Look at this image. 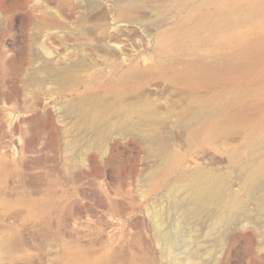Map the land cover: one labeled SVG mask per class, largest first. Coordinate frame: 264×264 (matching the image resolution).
<instances>
[{
    "label": "rangeland",
    "instance_id": "374dc122",
    "mask_svg": "<svg viewBox=\"0 0 264 264\" xmlns=\"http://www.w3.org/2000/svg\"><path fill=\"white\" fill-rule=\"evenodd\" d=\"M0 264H264V0H0Z\"/></svg>",
    "mask_w": 264,
    "mask_h": 264
},
{
    "label": "bare ground",
    "instance_id": "6f19581e",
    "mask_svg": "<svg viewBox=\"0 0 264 264\" xmlns=\"http://www.w3.org/2000/svg\"><path fill=\"white\" fill-rule=\"evenodd\" d=\"M92 120H90V122H91ZM197 179H199V180H202L203 179V176H198L197 177ZM193 186V185H192ZM199 186V185H198ZM214 192V187H211V186H209V187H204V188H198V194L197 195H199V196H202L203 198H208V197H211L212 196V193ZM198 196V197H199ZM197 197V196H196ZM202 197H200V198H202Z\"/></svg>",
    "mask_w": 264,
    "mask_h": 264
}]
</instances>
